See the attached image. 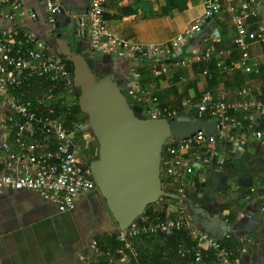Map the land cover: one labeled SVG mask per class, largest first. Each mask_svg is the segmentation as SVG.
I'll list each match as a JSON object with an SVG mask.
<instances>
[{"label": "crops", "instance_id": "obj_1", "mask_svg": "<svg viewBox=\"0 0 264 264\" xmlns=\"http://www.w3.org/2000/svg\"><path fill=\"white\" fill-rule=\"evenodd\" d=\"M64 10L57 16L62 42L70 39L75 48L79 40L81 49L89 51L85 39L70 33V19L85 15L90 0H62ZM240 0H232L238 7ZM204 0H107L104 18L108 27L120 38L142 45H167L169 41L204 13ZM26 9L36 13L35 20L19 22L21 29L29 31L36 39L47 44L52 53L64 59L63 47L59 44L56 28L53 30L45 22V11L40 0H21ZM264 27V0L257 16L250 24ZM8 22L0 21V27L8 28ZM235 29L230 21L227 3L221 12L202 24L201 32L194 35L184 47V56L189 63L176 66L171 61L167 71L160 77H153L146 64L135 71L140 75V83L156 103L143 104V108L171 109L193 120L195 104L206 90L221 94L230 104L246 102L253 96L256 102H264V44L251 43L247 47L249 63L259 68V74H246L241 71L229 74L217 67L220 61H227L217 53L219 50L231 51V60L239 56L234 47ZM202 40H206L205 43ZM210 50L211 57L205 62H194L193 57L202 51ZM97 76L108 75L116 81H123L130 70L126 62L110 57L99 56L97 60L86 59ZM207 70L211 78L202 72ZM47 96V83L43 84ZM250 95L243 96L242 90ZM69 90V89H68ZM57 88L51 92L52 100L59 113L66 115L76 104V96L71 91ZM37 92V91H36ZM188 102L184 107L182 103ZM0 113L7 114L6 107ZM240 117L238 112L233 113ZM256 125L252 130L245 127L235 129L234 134L244 141L243 145L218 142L199 149L206 166L193 163V174L186 186L187 210L195 224L209 232L222 244L231 249L242 264H264V212L260 203L264 201V153L260 149L256 131L264 129V111L254 114ZM72 125H79L82 135L91 137L89 118L82 113L74 116ZM199 121H206L199 118ZM70 127V126H69ZM193 150H191V153ZM185 154L189 161L190 154ZM204 177L199 175L203 172ZM206 179L216 183L212 187L205 184ZM263 181V184H262ZM249 182V187L244 184ZM161 185L168 197H161L148 206L144 213L151 217L164 218L175 212L174 198L177 184L161 175ZM252 188L255 192L250 193ZM235 193V197H230ZM116 226L101 198L95 190L79 199L70 212L59 213L56 206L44 201L36 193L28 190H5L0 194V264H78V255L84 254L93 240H98L100 251L94 258L98 264H105L109 258L117 259L115 241ZM251 238L252 244L245 254L237 252L239 238ZM182 244L189 253L180 257L177 247ZM137 256L130 264H185L192 262V243L183 233L168 237L137 239ZM205 261L210 256L202 253Z\"/></svg>", "mask_w": 264, "mask_h": 264}, {"label": "built area", "instance_id": "obj_2", "mask_svg": "<svg viewBox=\"0 0 264 264\" xmlns=\"http://www.w3.org/2000/svg\"><path fill=\"white\" fill-rule=\"evenodd\" d=\"M224 2L235 29L234 47L239 56L231 60V51L219 50L217 53L227 61H220L217 67L229 74L241 71L258 75L259 68L249 63L246 50L251 43L264 44V27L258 25L250 29L249 25L256 18L262 0H240L238 7L232 0H204L202 17L195 19L167 45H142L117 36L104 18L107 0H90L86 14L75 19V27L77 36L85 39L90 53L128 64L133 76L132 81L129 76L123 78L124 96L131 105L141 108L140 115L147 120H173L180 116L175 110L142 107L149 102L156 103L157 99L143 88L135 70L146 64L150 74L158 78L167 71L171 61L176 66L187 65L189 60L184 56V47L201 32L207 19L221 12ZM40 3L46 24L54 30L57 16L64 10L63 1L40 0ZM25 19L35 20L36 13L26 9L21 0H0V21L10 24L8 28L0 27V108L7 109V114L0 113V194L9 189L32 191L55 205L59 213L70 212L81 197L97 190L90 170L92 161L81 152L78 144L79 125L67 127L63 115L50 102L53 98L50 94L55 89L62 87L71 91L72 81L65 61L52 53L47 44L20 28L18 23ZM211 55L207 49L195 55L193 61L205 62ZM202 75L211 78L207 70ZM45 83L51 88L48 95H37V90L44 92ZM241 94L250 95L246 89ZM182 106L188 107L189 103L184 102ZM195 110L199 118L214 121L216 131L206 135L200 129L188 140L171 137L161 150L160 175L177 184L174 214L160 218L143 213L126 229L117 230L118 258H109L105 264H130L137 256V239L168 237L174 233L186 234L191 240L192 262L185 264H242L221 240L195 224L186 206V186L193 174V163L196 166L208 164L199 149L222 141L243 145L244 141L238 139L234 131L242 127L252 130L257 124L254 114L264 111V102H256L250 95L246 102L230 104L223 95L206 90L195 104ZM231 112H238L240 117ZM255 136L264 153V129L256 131ZM187 153H191V161L185 158ZM249 191L255 192L252 188ZM260 211L264 212V201L260 203ZM251 244V238H239L237 252L245 254ZM99 248L98 240L91 241L87 252L78 255V264H98L94 255L99 253ZM177 252L185 257L189 250L179 244ZM203 252L210 256L208 262Z\"/></svg>", "mask_w": 264, "mask_h": 264}, {"label": "water", "instance_id": "obj_3", "mask_svg": "<svg viewBox=\"0 0 264 264\" xmlns=\"http://www.w3.org/2000/svg\"><path fill=\"white\" fill-rule=\"evenodd\" d=\"M70 21L68 37L72 33L77 38L75 19ZM55 28L60 40L58 21ZM59 43L65 53L67 72L76 73V87L97 141L96 159L90 163L92 177L117 230H124L148 206L169 196L162 189L160 175L161 150L165 141L171 137L188 140L200 129L206 135L213 134L216 124L199 121L196 110L193 120L185 116L173 120L145 119L140 115L141 108L126 100L124 83L108 75L97 76L86 63V59L97 60L98 55L82 50L79 40L75 48L70 39ZM132 76L130 73L129 81ZM201 170L199 177L203 178L205 170ZM215 183L212 179L205 180L209 187ZM244 186L249 187V182ZM235 195L231 193L230 197Z\"/></svg>", "mask_w": 264, "mask_h": 264}, {"label": "trees", "instance_id": "obj_4", "mask_svg": "<svg viewBox=\"0 0 264 264\" xmlns=\"http://www.w3.org/2000/svg\"><path fill=\"white\" fill-rule=\"evenodd\" d=\"M70 78L72 81V89H73V92L75 93V96L77 99H76V104L74 105V107H72L70 109V113L68 115H66L65 124L67 127H69V126L71 127L72 122H75L74 116L77 115L78 113H82V114H84V116H87L89 118L88 113H87V109L83 103V98L81 97V95H80V93L76 87V83H77L76 73L72 72L70 74ZM36 93H42V92L37 90ZM91 161H93V160H91Z\"/></svg>", "mask_w": 264, "mask_h": 264}, {"label": "rangeland", "instance_id": "obj_5", "mask_svg": "<svg viewBox=\"0 0 264 264\" xmlns=\"http://www.w3.org/2000/svg\"><path fill=\"white\" fill-rule=\"evenodd\" d=\"M53 92V91H52ZM78 144L81 146V152L89 159L95 160L97 155V141L91 135V137L78 134Z\"/></svg>", "mask_w": 264, "mask_h": 264}]
</instances>
